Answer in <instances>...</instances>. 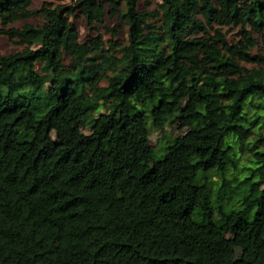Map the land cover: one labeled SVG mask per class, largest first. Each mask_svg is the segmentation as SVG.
Returning <instances> with one entry per match:
<instances>
[{
    "label": "trees",
    "instance_id": "obj_1",
    "mask_svg": "<svg viewBox=\"0 0 264 264\" xmlns=\"http://www.w3.org/2000/svg\"><path fill=\"white\" fill-rule=\"evenodd\" d=\"M35 1L0 0V264H264V0Z\"/></svg>",
    "mask_w": 264,
    "mask_h": 264
},
{
    "label": "rangeland",
    "instance_id": "obj_2",
    "mask_svg": "<svg viewBox=\"0 0 264 264\" xmlns=\"http://www.w3.org/2000/svg\"><path fill=\"white\" fill-rule=\"evenodd\" d=\"M45 1L53 2L54 4H71L75 0H36L33 8L39 9ZM150 4H146L145 0H142L140 3V10L141 12H148L150 10H153L157 6V0H148ZM31 23L37 24L40 23L41 20L38 18H31L28 20ZM72 23H75L80 31L81 38L85 39L90 34V30L87 26L86 21L83 18L80 19H71ZM119 22L118 17L110 18L107 17L104 26H101V32L104 35L105 39L108 40L112 37L111 33L108 32V28L114 27ZM25 21H19L17 23L11 24L8 29H21ZM1 28V27H0ZM236 31H233L230 33L229 39L232 41L235 39ZM96 35V33L94 34ZM126 29H121L119 32V35L115 38L118 41L124 42L126 40ZM17 39H12L9 34H4L0 32V53L1 54H10L17 51L22 50V46L16 43ZM264 53V34L262 36H259V46L253 50V55H258ZM251 73L254 74V76H264V66L258 65V64H251L246 63L244 64ZM107 66V64H99V68H104ZM82 130L80 121L78 118L77 113H71L68 115V122L65 123L60 130L58 134H56V137L62 141L64 144L68 143L69 138L72 134H75ZM185 132V129H183L179 123V121H174L172 125H169L166 128L165 136L162 135L161 132L153 131L150 140L145 142L142 139H139V145L141 152H156L158 155H161L164 153L163 146L165 145L164 137H173L176 135L183 134ZM209 264H215L214 262H210Z\"/></svg>",
    "mask_w": 264,
    "mask_h": 264
}]
</instances>
